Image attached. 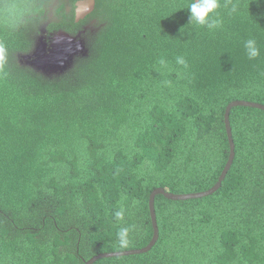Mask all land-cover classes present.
Returning <instances> with one entry per match:
<instances>
[{
    "label": "trees",
    "instance_id": "trees-1",
    "mask_svg": "<svg viewBox=\"0 0 264 264\" xmlns=\"http://www.w3.org/2000/svg\"><path fill=\"white\" fill-rule=\"evenodd\" d=\"M77 1L0 0V264H85L146 247L151 193L214 187L230 155L227 106L264 105V0H220L240 9L222 7L215 32L189 25L190 0H96L76 22ZM10 5L24 11L5 24ZM59 34L81 47L46 72L35 56ZM230 123L235 158L221 188L157 196L152 250L94 264H264V111L234 107Z\"/></svg>",
    "mask_w": 264,
    "mask_h": 264
},
{
    "label": "clouds",
    "instance_id": "clouds-1",
    "mask_svg": "<svg viewBox=\"0 0 264 264\" xmlns=\"http://www.w3.org/2000/svg\"><path fill=\"white\" fill-rule=\"evenodd\" d=\"M227 8L228 16L239 14L240 6L238 3L229 5H221L220 0H190L187 5V10L190 16L189 25L197 28H205L209 32H215L223 27L224 19L221 15L220 9ZM23 9L18 6H6L3 12V19L5 24L13 23L23 13ZM244 54L248 60H256L261 56V48L255 38H248L243 42ZM5 48L0 46V65L5 61ZM162 69H167L168 62L161 58L158 61ZM175 63L184 69H187L188 62L184 56H177ZM226 179V178H225ZM216 185V184H215ZM214 185V186H215ZM222 186V185H221ZM213 188V187H212ZM115 218L120 220L123 218V212L117 211ZM117 246L120 249H127L131 244L129 229L122 227L116 234Z\"/></svg>",
    "mask_w": 264,
    "mask_h": 264
},
{
    "label": "water",
    "instance_id": "water-1",
    "mask_svg": "<svg viewBox=\"0 0 264 264\" xmlns=\"http://www.w3.org/2000/svg\"><path fill=\"white\" fill-rule=\"evenodd\" d=\"M96 8V0H79L75 4V21L79 22L81 20H84L87 16H89L91 13L94 12ZM65 35V34H64ZM67 36V35H66ZM250 107V108H256L264 111V105L259 104V103H254V102H248V101H233L231 102L226 110H225V126H226V131H227V136L230 144V155L228 158V161L216 183V185L211 188L208 191L204 192H199V193H188V194H181L177 195L174 193L166 192L165 189L163 188H157L155 189L149 199V208H150V217L152 221V226H153V238L150 241V243L141 249H132V250H126V251H120V252H112V253H100L96 255L95 257L91 258L90 261L88 260L85 264H94L98 260L101 259H108V258H114V257H125V256H135V255H141V254H146L152 250V248L156 245V243L159 240V227H158V221H157V215H156V210H155V199L157 196L162 195L168 200L171 201H187V200H194V199H201L204 197L211 196L215 194L220 188L225 180L227 174L229 173L233 162L235 158V142L233 139V134H232V128H231V123H230V113L231 110L234 107Z\"/></svg>",
    "mask_w": 264,
    "mask_h": 264
},
{
    "label": "rangeland",
    "instance_id": "rangeland-1",
    "mask_svg": "<svg viewBox=\"0 0 264 264\" xmlns=\"http://www.w3.org/2000/svg\"><path fill=\"white\" fill-rule=\"evenodd\" d=\"M80 47L81 42L76 38L73 39L64 34H59L54 38L51 45H41L38 48L34 62L46 72L56 71L59 67L66 68L69 59L67 56H70L71 51L78 50Z\"/></svg>",
    "mask_w": 264,
    "mask_h": 264
}]
</instances>
